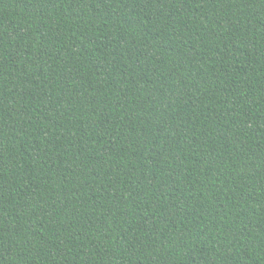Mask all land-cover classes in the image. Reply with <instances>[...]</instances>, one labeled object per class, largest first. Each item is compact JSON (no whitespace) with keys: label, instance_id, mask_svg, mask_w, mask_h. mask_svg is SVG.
Here are the masks:
<instances>
[{"label":"trees","instance_id":"1","mask_svg":"<svg viewBox=\"0 0 264 264\" xmlns=\"http://www.w3.org/2000/svg\"><path fill=\"white\" fill-rule=\"evenodd\" d=\"M0 264H264V0H0Z\"/></svg>","mask_w":264,"mask_h":264}]
</instances>
